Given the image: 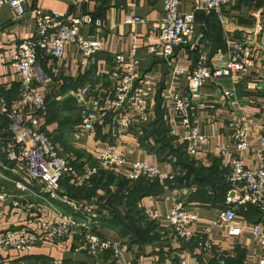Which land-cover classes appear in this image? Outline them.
<instances>
[{
  "label": "crops",
  "instance_id": "0c3cea01",
  "mask_svg": "<svg viewBox=\"0 0 264 264\" xmlns=\"http://www.w3.org/2000/svg\"><path fill=\"white\" fill-rule=\"evenodd\" d=\"M199 1L180 0V12H191ZM35 8L76 17L89 15L102 22L100 28L82 30L85 39H99L102 44L91 68L82 67L81 54L71 45L65 46L62 58H46L40 62L47 76L48 90L43 92L47 109L39 119V128L53 140L58 153L73 164L75 172L67 185L73 193L77 192V204L91 206L94 223H88L82 214L58 199H50L38 185L29 182L18 166L6 160L3 149L10 136L11 120L0 108V193L11 196L17 203L14 206L0 202V233L18 236L25 229L40 232L42 224L60 215H71L89 228H78L75 235L59 242L45 241L30 252L0 250V255L15 264H86L95 260L98 264H113L110 252H98L94 258L82 249L84 235L90 232L125 247L120 264H178L183 252L187 253V264H252L263 258L264 243L255 242L252 229L258 225L264 232V214L250 206L238 208L231 223L207 234L205 241L213 246L207 251L200 250L194 243H173L168 237L165 216L176 198L183 200L187 212L196 217L187 228L202 233L223 212V178L229 173V161L221 157V150L227 148L237 153L230 143V123L234 118L243 117L247 127L248 148L242 153L246 168H264L260 145L264 137V64L258 62L242 81L219 79L204 83L192 112L199 132L208 136L209 142L201 146L197 154L189 156L171 101L173 95L187 93L186 81L173 79L168 60L160 50L150 51L159 41L156 28L163 14V0H80L75 7L73 0H26V13L20 18H16L8 6L0 8V99L26 116L30 112L19 99L20 77L7 59L19 41L34 35L32 11ZM126 17L141 18L144 22L128 23ZM238 39L244 40L258 54L264 53V0H231L220 16L198 13L195 48L191 51L177 47L171 64L191 71L198 54L203 53L209 67H222L228 61L231 41ZM134 45L138 81L153 90L149 121L125 131L121 127L115 129L110 116L95 128L94 140L84 136L75 140L74 133L82 120L81 100L105 102L111 97L117 79L111 57L116 54L128 57ZM76 90L84 91V96L75 97ZM159 129L165 131V142L178 149L184 159L153 149L156 140L147 136ZM143 137L147 138L145 145L141 144ZM113 144L129 161L142 162L168 174L169 185H164L158 194L144 195L132 205L126 203L115 184L106 181L108 174L123 179L118 172L102 170L96 183L91 179L84 187L79 185L86 169L95 164V152ZM189 166L197 171L215 168L214 181L198 183L196 173L185 168ZM16 183L26 189H18ZM61 192L67 191L62 187Z\"/></svg>",
  "mask_w": 264,
  "mask_h": 264
},
{
  "label": "built area",
  "instance_id": "2783aa9c",
  "mask_svg": "<svg viewBox=\"0 0 264 264\" xmlns=\"http://www.w3.org/2000/svg\"><path fill=\"white\" fill-rule=\"evenodd\" d=\"M80 0H73L75 7ZM231 0H200L199 5L191 12H180V0H163V14L158 22L157 31L159 41L151 50H160L168 60L174 80L184 78L187 84L185 95L171 97L173 111L179 126L182 128V140L185 152L194 156L201 146L209 142V137L200 133L192 109L200 99L201 89L206 81L219 79L245 80L250 69L258 62L264 64V53H257L244 40L231 41L228 61L222 67H209L208 59L199 53L194 68L172 65L174 52L177 47L193 50V39L196 33V16L202 13L206 16H220L225 6ZM8 6L13 10L16 18L26 13V0H0V8ZM35 33L23 41H19L12 50L8 63L20 77L19 99L29 116L23 115L7 106L5 100L0 99L1 111L10 120L9 138L3 149L9 163L18 166L24 176L32 184L38 185L50 199H58L70 209L78 212L84 220L93 224L91 206H80L67 194L61 192V181L74 175L75 169L70 159L60 155L53 140L39 128V119L44 116L47 102L43 92L48 90L47 76L40 67L42 60L62 58L66 45L77 47L82 57V67L91 68L97 54L101 50V40H87L82 30L87 27L100 28L102 22L89 15L76 17L72 14L45 12L35 8ZM128 23L138 24L144 20L126 17ZM230 42V41H229ZM136 46L134 45L128 57L120 54L113 55L111 61L116 72V82L111 91V97L102 102L81 100L82 120L74 133V139L83 136L94 140L95 128L104 124L111 116V122L129 130L135 125H142L149 121L152 112V88L138 81L136 72ZM84 91L76 90L75 97L82 98ZM230 143L236 147L237 153L227 148L221 150V157L229 161V173L226 180L229 190L224 200L223 212L213 220L202 233H194L187 226L196 219L186 210L185 202L178 198L165 219L168 221V237L173 243H194L200 250H212V244L205 241L207 234L213 229H222L231 223L238 208L245 205L256 206L264 211V168L258 170L247 169L242 153L248 148L247 127L243 117L234 118L230 123ZM261 150L264 152V137L260 140ZM95 164L86 169L79 185L86 184L102 170H111L122 174L130 182L139 180L157 181L161 185L170 179L166 173L142 162H132L122 156L115 144L104 150L95 152ZM0 176L2 173L0 172ZM20 190L26 189L21 183H16ZM1 203L17 205L11 196L0 193ZM159 218L158 216H155ZM78 228H88L87 224H79L71 215H60L58 218L41 225L40 232L29 229L23 230L18 236L10 232L0 233V250L4 252H30L45 241L52 243L70 238L76 234ZM252 234L255 242L264 243V232L254 225ZM82 249L89 255L97 257L98 252H110L114 257L113 264H120L125 247L108 238H101L96 234L87 233L83 238ZM217 252V251H216ZM187 253L179 256L178 264H187ZM0 264H15L0 255ZM86 264H98L97 261ZM123 264H130L123 262ZM252 264H264V257Z\"/></svg>",
  "mask_w": 264,
  "mask_h": 264
},
{
  "label": "trees",
  "instance_id": "16d2710c",
  "mask_svg": "<svg viewBox=\"0 0 264 264\" xmlns=\"http://www.w3.org/2000/svg\"><path fill=\"white\" fill-rule=\"evenodd\" d=\"M39 61L40 62H44V60H42L41 58H39ZM147 137L155 138L156 145L154 146L153 149L157 150L158 152H163V153H168V154L171 153V154H174L176 156H179L180 159H182L184 157V156H182L183 154L178 149L173 148V146L168 141L165 142V131L163 129H159L158 131L156 130L153 133H151V135H149ZM146 139L147 138H145V137H143L141 139V144L142 145H145L144 140H146ZM185 168L188 169V170L191 169V171H189L190 173H192V172L196 173L197 182L198 183L202 182L203 180L205 182L214 181L213 173L216 171L215 168H211V169L206 170V171H203L201 169L197 171V169H192L191 166L185 167ZM226 176L227 175H225L224 176L225 178H223L224 190H223V193H222V197L224 198V200H225V196H226V194H227V192L229 190V184H228V182L226 180ZM96 177L97 176H95L92 179L93 180L92 183H96L97 182L96 181ZM101 178H103V176H101ZM68 180H69V178H64L61 181V183H60L61 188L64 187L66 189V191H67L65 194H67V196L70 199L75 200L78 197L77 192L73 193V191L70 189L69 185H67V181ZM107 180H108L109 183H112L113 185L115 184V187L123 195L124 199H126V203L128 205L134 204V202L136 200H138L139 198L143 197L144 195L158 194V193H160L162 191V189H164V185H161L157 181L139 180L137 182H130L127 179H125V177L123 179H118V178H114L113 175H111V174H108V176L106 178V181ZM169 183L170 182L167 181L165 186L167 187L169 185ZM83 187H84V185H83ZM81 190H83V189H81ZM245 206H250V207L256 209L257 211L260 212L261 215L264 214V211L258 209L256 206H252V205H245Z\"/></svg>",
  "mask_w": 264,
  "mask_h": 264
},
{
  "label": "rangeland",
  "instance_id": "374dc122",
  "mask_svg": "<svg viewBox=\"0 0 264 264\" xmlns=\"http://www.w3.org/2000/svg\"><path fill=\"white\" fill-rule=\"evenodd\" d=\"M112 123V122H111ZM114 124V123H113ZM115 129L118 127V125H116V124H114V126H113Z\"/></svg>",
  "mask_w": 264,
  "mask_h": 264
}]
</instances>
